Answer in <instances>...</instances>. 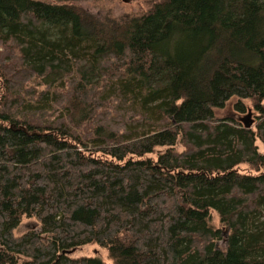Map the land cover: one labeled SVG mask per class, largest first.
<instances>
[{"label":"trees","instance_id":"16d2710c","mask_svg":"<svg viewBox=\"0 0 264 264\" xmlns=\"http://www.w3.org/2000/svg\"><path fill=\"white\" fill-rule=\"evenodd\" d=\"M148 2L0 0V264H264V0Z\"/></svg>","mask_w":264,"mask_h":264},{"label":"rangeland","instance_id":"374dc122","mask_svg":"<svg viewBox=\"0 0 264 264\" xmlns=\"http://www.w3.org/2000/svg\"><path fill=\"white\" fill-rule=\"evenodd\" d=\"M46 1H51L54 3L77 4L81 7H84L88 11L96 13L100 17H113V18H119L127 15H140L146 12L150 6L148 0H46ZM234 102L235 100L230 101L225 109L218 111V116L220 118H225L230 116L236 118L237 120H241V118H244L251 109L253 111L252 118H254L255 120L253 127L255 128L258 122V113L255 110L253 102L249 100L244 101L246 104V111L243 113L236 112L234 110L233 107ZM257 145L259 147V151L264 153V143L261 140H257ZM176 148L178 151L181 152L184 150V145L178 144ZM163 150H165V148H159L154 154L149 155V157L156 159L158 157V154ZM241 170L242 172L251 171V169L247 165H242ZM211 215H212L211 224L215 228H220L223 231V237L225 239L227 235V228H225L221 224L220 217L217 212L213 211ZM32 228L39 229L40 228L39 222L34 217L31 218L24 217L22 223L18 226L17 229H15L14 233L16 236H22ZM224 239L219 241V244H221L223 248L225 247V241H226ZM72 254L74 257L97 255L100 256L106 263L111 264L113 262L109 257L108 250L96 244L86 245L80 249H76V251L73 252Z\"/></svg>","mask_w":264,"mask_h":264},{"label":"water","instance_id":"95a60500","mask_svg":"<svg viewBox=\"0 0 264 264\" xmlns=\"http://www.w3.org/2000/svg\"><path fill=\"white\" fill-rule=\"evenodd\" d=\"M252 116H253V111L250 109L249 113L244 118H241V121L243 122V124L246 128H252L253 127L255 120H254V118H252ZM22 129L26 130V128H24V127ZM75 251H76V249H72V250L68 251V253L72 254Z\"/></svg>","mask_w":264,"mask_h":264}]
</instances>
